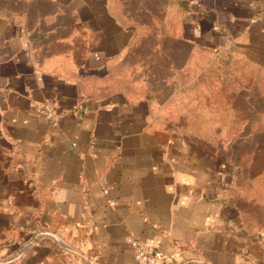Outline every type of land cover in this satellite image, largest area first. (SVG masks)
Returning a JSON list of instances; mask_svg holds the SVG:
<instances>
[{
	"label": "crops",
	"instance_id": "1",
	"mask_svg": "<svg viewBox=\"0 0 264 264\" xmlns=\"http://www.w3.org/2000/svg\"><path fill=\"white\" fill-rule=\"evenodd\" d=\"M147 1L0 0V264H264V0Z\"/></svg>",
	"mask_w": 264,
	"mask_h": 264
},
{
	"label": "built area",
	"instance_id": "2",
	"mask_svg": "<svg viewBox=\"0 0 264 264\" xmlns=\"http://www.w3.org/2000/svg\"><path fill=\"white\" fill-rule=\"evenodd\" d=\"M35 109L49 122L54 123L56 121L57 112L52 102L45 101L44 103L35 104ZM112 204L113 202L110 203V205ZM128 244L132 250L135 264H168L171 261V256L155 249L140 239L130 238L128 239ZM15 258H19V255H16Z\"/></svg>",
	"mask_w": 264,
	"mask_h": 264
},
{
	"label": "rangeland",
	"instance_id": "3",
	"mask_svg": "<svg viewBox=\"0 0 264 264\" xmlns=\"http://www.w3.org/2000/svg\"><path fill=\"white\" fill-rule=\"evenodd\" d=\"M160 2H156L155 0H148L147 2H142V3L133 2V3H131V5L133 8V11L136 9H140V8H145V9L152 10V11H156V9H157L158 11H160V9H162L163 5L166 3L165 0H161ZM140 20L141 21H147V22L151 23L150 22L151 19H149V18L146 19V18L142 17V18H140ZM141 53L143 55L147 56L148 54H150V51L149 50H141ZM224 70H225L224 67H219L217 73L223 74V73H225Z\"/></svg>",
	"mask_w": 264,
	"mask_h": 264
}]
</instances>
